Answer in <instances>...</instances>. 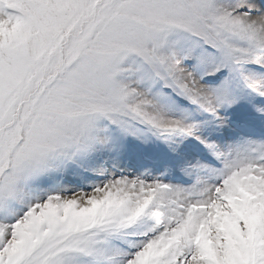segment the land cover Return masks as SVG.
<instances>
[{"label": "snow or ice", "instance_id": "1", "mask_svg": "<svg viewBox=\"0 0 264 264\" xmlns=\"http://www.w3.org/2000/svg\"><path fill=\"white\" fill-rule=\"evenodd\" d=\"M0 264H264V0H0Z\"/></svg>", "mask_w": 264, "mask_h": 264}]
</instances>
